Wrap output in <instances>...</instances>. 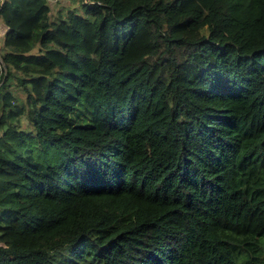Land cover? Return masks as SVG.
Wrapping results in <instances>:
<instances>
[{"label":"trees","instance_id":"1","mask_svg":"<svg viewBox=\"0 0 264 264\" xmlns=\"http://www.w3.org/2000/svg\"><path fill=\"white\" fill-rule=\"evenodd\" d=\"M0 22V264H264V0Z\"/></svg>","mask_w":264,"mask_h":264},{"label":"rangeland","instance_id":"2","mask_svg":"<svg viewBox=\"0 0 264 264\" xmlns=\"http://www.w3.org/2000/svg\"><path fill=\"white\" fill-rule=\"evenodd\" d=\"M79 0H52L51 6L53 10V14H57L58 11H61L62 15L66 14L68 8H78ZM5 35L4 30L0 25V39ZM1 40H0V49ZM2 51V50H1ZM15 96L19 97L20 99L24 98V95L20 92L16 91ZM24 128L28 129L27 124H24ZM35 155L38 156L41 160L48 159L54 161L55 154L52 150H35Z\"/></svg>","mask_w":264,"mask_h":264},{"label":"built area","instance_id":"3","mask_svg":"<svg viewBox=\"0 0 264 264\" xmlns=\"http://www.w3.org/2000/svg\"><path fill=\"white\" fill-rule=\"evenodd\" d=\"M2 2H3V0H0V5L2 4ZM49 3L51 4L52 0H49ZM1 27H2L3 30L6 27L3 22H1ZM4 70H5V66H4V63H3V60H2V52L0 50V72H3Z\"/></svg>","mask_w":264,"mask_h":264},{"label":"water","instance_id":"4","mask_svg":"<svg viewBox=\"0 0 264 264\" xmlns=\"http://www.w3.org/2000/svg\"><path fill=\"white\" fill-rule=\"evenodd\" d=\"M4 32H5V34L7 33V28L6 27L4 28Z\"/></svg>","mask_w":264,"mask_h":264},{"label":"crops","instance_id":"5","mask_svg":"<svg viewBox=\"0 0 264 264\" xmlns=\"http://www.w3.org/2000/svg\"><path fill=\"white\" fill-rule=\"evenodd\" d=\"M0 25H1V22H0Z\"/></svg>","mask_w":264,"mask_h":264}]
</instances>
